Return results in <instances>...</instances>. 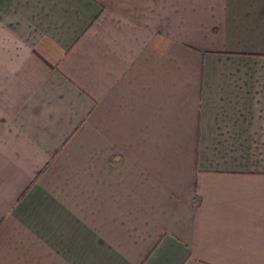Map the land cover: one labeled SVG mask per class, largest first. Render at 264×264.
<instances>
[{"label":"crops","instance_id":"1","mask_svg":"<svg viewBox=\"0 0 264 264\" xmlns=\"http://www.w3.org/2000/svg\"><path fill=\"white\" fill-rule=\"evenodd\" d=\"M0 264H264V0H0Z\"/></svg>","mask_w":264,"mask_h":264}]
</instances>
